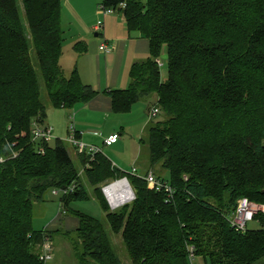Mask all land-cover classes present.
Instances as JSON below:
<instances>
[{"label": "trees", "instance_id": "obj_1", "mask_svg": "<svg viewBox=\"0 0 264 264\" xmlns=\"http://www.w3.org/2000/svg\"><path fill=\"white\" fill-rule=\"evenodd\" d=\"M62 1L0 0V264H46L37 246L58 230H34L33 206L71 184L60 204L78 220L76 258L119 264L102 221L69 208L91 193L64 141L32 140L46 106L30 50L52 107L73 109L97 94L76 67L69 77L60 67ZM121 3L118 13L129 32L148 40L149 57L131 65L126 88L104 93L116 114L139 101L160 110L163 119L153 116L147 125L149 165L168 173L156 177L172 194L149 189L143 175L124 173L102 152L93 160L77 152L92 196L110 230L121 233L131 264H188L190 247L209 264H253L264 257V213L253 219L260 229L243 232L228 216L240 199L264 205V0H103L101 6ZM163 47L165 80L156 62ZM72 48L81 55L87 45L76 41ZM122 177L135 197L111 211L99 185Z\"/></svg>", "mask_w": 264, "mask_h": 264}, {"label": "rangeland", "instance_id": "obj_2", "mask_svg": "<svg viewBox=\"0 0 264 264\" xmlns=\"http://www.w3.org/2000/svg\"><path fill=\"white\" fill-rule=\"evenodd\" d=\"M103 0H63L61 3V24L64 31V41H63V53L60 58L59 64L65 77H69L72 70L73 64L75 62L74 57H80V54L72 49L71 42L74 41L73 38L81 32L82 27L79 24L77 18L75 17V12H77L85 23L91 25V23L102 24L103 15L101 11V3ZM121 14H114L109 17H119ZM107 17V16H106ZM105 17V19H106ZM95 32V31H94ZM94 32H91L89 36L82 38V42L87 45V51L89 53L81 59V63L85 61L89 65L95 63L100 66V73L102 74L104 65V54L98 50V46L103 42L100 36L95 37ZM102 33V30L99 32ZM75 43V42H72ZM32 49V48H31ZM32 56L33 66L38 79L39 92L43 104L48 108L46 110V116L50 119L57 118L55 121L59 128H67L69 123H71L70 117L67 114L73 113L72 110H61L58 108L50 107L48 103V97L46 89L44 86V81L42 79L40 70L38 68L37 60L33 49L30 50ZM76 54V55H75ZM159 61L161 66L159 67L160 77L165 80L167 77V59L166 50L163 47L160 50ZM87 66V63H86ZM129 69L126 67L124 69V74L122 76L129 84ZM85 75H83L84 77ZM86 77V76H85ZM88 77L85 81H88ZM127 86H124L126 88ZM123 88V89H124ZM148 102L139 101L135 103L131 111L125 114H117L115 116L104 115L103 120L100 121V126L105 131H112L115 134L121 133L118 143L111 146L105 147L102 144L103 138L99 137L97 140V147L101 149V152L115 165L119 170L124 173H132V169H136V174L145 175L148 171H152L155 175H160L165 178L168 177V173L161 168L159 164L155 166L149 165V150L147 144V106ZM75 113V112H74ZM154 121L162 120L163 116L158 113L153 117ZM45 124V120L43 121ZM45 126V125H43ZM55 133L54 127L50 126ZM100 131V130H99ZM59 137V136H58ZM67 137L65 135L60 138L64 141L65 148L67 149L73 163L79 169V174L83 179V183L87 187L91 197L88 200H76L72 201L69 208L73 211L86 214L94 219L102 221L103 227L107 233V236L111 242L113 251L118 257L119 264H131V261L127 255V250L122 241L121 233H113L108 223L105 219V213L102 211L98 201L92 196V188L86 183L85 177L82 172V166L78 160V156L74 150V147L67 142ZM54 144L53 139L50 141V145ZM106 180L105 182H109ZM103 182V183H105ZM101 183L99 186H101ZM147 187L151 189L148 184ZM56 189H52L48 192V197L43 202H36L33 206V218L32 227L34 230H58L57 233L52 235L51 241V259L46 261V264H80L75 256L73 249L74 231L78 225V220L74 214L64 211L63 206L61 207L60 200L63 197V191L59 190L54 193ZM134 191V190H133ZM135 197V192H134ZM132 202H127L124 205H128ZM123 205V206H124ZM122 206V207H123ZM121 208V207H120ZM118 208V209H120ZM117 209V210H118ZM260 224L258 221L253 220L246 224V230H257L260 229ZM67 230L69 233L63 234L62 232ZM51 231V232H53ZM38 253H41V246H37ZM188 264H209L205 262L201 257L194 256L192 260L188 258ZM253 264H264V257L254 262Z\"/></svg>", "mask_w": 264, "mask_h": 264}, {"label": "crops", "instance_id": "obj_3", "mask_svg": "<svg viewBox=\"0 0 264 264\" xmlns=\"http://www.w3.org/2000/svg\"><path fill=\"white\" fill-rule=\"evenodd\" d=\"M114 14H120L118 12L112 14L103 15L102 28L97 32L95 30L97 23H91L88 25L83 21L80 15L75 12V17L77 18L79 24L82 27V30L79 34H77L72 42L82 41V38L85 36H89L91 32H94V36H100L103 40H106L108 45V52H102L104 56V65L102 74L100 73V66L93 63L91 65L88 62L81 63V59L89 53V50L80 55V57H74L75 62L72 65L77 68L78 74L81 78L83 84H88L94 88L97 92L96 96L93 97L86 103L78 104L73 109H64L63 110H72L73 113V126L77 133V138L81 141L91 144L94 146L97 145V140L99 137L103 138L102 144L104 145V139L109 135L115 133L112 131H105L100 126V121L103 120L104 115L115 116L116 113L112 110L111 98L104 93L105 90L110 89H123L124 86H127V82L125 78L122 76L124 74V69L126 67L130 69L131 65L134 62L144 60L149 57V42L147 39L141 37L137 32H129L126 27V23L122 16L119 17H109ZM122 15V14H121ZM107 16V17H106ZM106 17V19H105ZM102 30V33H99ZM71 42L73 46L74 43ZM73 49V48H72ZM77 54V53H76ZM75 54V55H76ZM87 63V66H86ZM129 72V71H128ZM85 75L88 77V81H85ZM50 107H52L50 105ZM48 108H46L47 110ZM151 109L148 107L147 109V119L148 121L151 117ZM68 117L70 114H67ZM45 126H55L53 133V141L56 138H62L64 135L67 137L69 135V125L64 131V128H59L55 120L50 119L49 117H45ZM100 130V131H99ZM119 134V138L122 134ZM59 136V137H58ZM62 140V139H61ZM119 140V139H118ZM118 140L111 145H104L105 147H111L118 143ZM50 142V141H49ZM76 155L77 151L74 148ZM49 231H53L47 229Z\"/></svg>", "mask_w": 264, "mask_h": 264}, {"label": "built area", "instance_id": "obj_4", "mask_svg": "<svg viewBox=\"0 0 264 264\" xmlns=\"http://www.w3.org/2000/svg\"><path fill=\"white\" fill-rule=\"evenodd\" d=\"M125 4L121 3L119 4L118 8H112V7H104L101 6L102 15L106 14H112L118 12V9L124 8ZM102 28V24H98L95 28V30L98 32ZM99 50L102 52H108V45L106 40H103V42L99 45ZM158 65L161 66V62L159 59L156 60ZM151 117L155 116L158 113V108L151 109ZM72 120L69 126V135L67 138V142L70 143L78 153L85 152L89 155L90 160H93V157L97 153H101V149L97 146L87 144L80 139L77 138V133L73 126V115L69 116ZM53 139L52 129L49 126H43L39 124H33L32 128V140L38 141V142H49ZM119 139L118 134H111L107 138L104 139V145H111L115 143ZM37 151L39 153L44 152V149L41 145L38 146ZM0 161H3V159L0 157ZM88 166V163L85 165ZM132 175L140 176L139 174H136V169H132ZM143 179L146 181L148 186L155 190L164 189L168 196L170 197L172 192L170 187L166 182H162L157 179L156 175L152 171H148L145 175H143ZM124 181L127 186L131 190V197L127 202H130L134 199V191L129 184L126 177L113 179L109 182H105L100 186L101 193L104 196L109 209L111 211L117 210L118 208L122 207L127 202H120L117 197H115V194L119 191L117 187H115L114 190H111L113 186H118L119 183ZM75 188V184H71L65 189H61L63 191V194L68 193L72 191ZM59 190L54 191V193H57ZM258 212L264 213V205L257 204L251 201H248L247 199H240L237 202V206L235 210L231 213V215L228 216V220L230 225L236 230V231H245L246 230V224L250 221H253L255 214ZM51 241L50 239L46 238L41 246V253H39L40 260L46 262L47 260L51 259ZM195 256L194 249L192 247L188 248V258L189 260H192V258Z\"/></svg>", "mask_w": 264, "mask_h": 264}, {"label": "bare ground", "instance_id": "obj_5", "mask_svg": "<svg viewBox=\"0 0 264 264\" xmlns=\"http://www.w3.org/2000/svg\"><path fill=\"white\" fill-rule=\"evenodd\" d=\"M115 187L119 189V191L115 194V197H117L120 202H127L131 197V190L127 184L122 181L118 184V186H113L111 190H114Z\"/></svg>", "mask_w": 264, "mask_h": 264}, {"label": "water", "instance_id": "obj_6", "mask_svg": "<svg viewBox=\"0 0 264 264\" xmlns=\"http://www.w3.org/2000/svg\"><path fill=\"white\" fill-rule=\"evenodd\" d=\"M45 198L47 199V195L45 196Z\"/></svg>", "mask_w": 264, "mask_h": 264}]
</instances>
